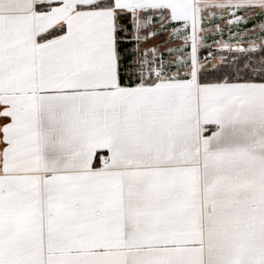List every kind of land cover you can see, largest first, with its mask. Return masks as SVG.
I'll list each match as a JSON object with an SVG mask.
<instances>
[{
	"label": "snow or ice",
	"instance_id": "obj_1",
	"mask_svg": "<svg viewBox=\"0 0 264 264\" xmlns=\"http://www.w3.org/2000/svg\"><path fill=\"white\" fill-rule=\"evenodd\" d=\"M0 264H264V0H0Z\"/></svg>",
	"mask_w": 264,
	"mask_h": 264
}]
</instances>
